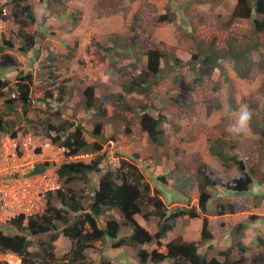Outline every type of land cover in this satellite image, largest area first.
I'll return each mask as SVG.
<instances>
[{
	"label": "rangeland",
	"instance_id": "rangeland-1",
	"mask_svg": "<svg viewBox=\"0 0 264 264\" xmlns=\"http://www.w3.org/2000/svg\"><path fill=\"white\" fill-rule=\"evenodd\" d=\"M28 2L38 17L36 26H31L29 31L39 37L40 50L36 55H21L17 51L15 24L3 22L0 37L4 36L14 44V49L5 52L16 59L18 66L12 70L0 66V78L13 84L18 72L31 74V107L25 117L21 116L19 108L7 115L0 99V115L15 122L14 130L21 134L20 139L27 135L32 137L26 152L29 159H38L35 165L47 162L50 168L57 171L60 164L66 161L65 150L56 146L46 147L45 144L50 141L41 138L40 133L34 134L30 123L23 119L34 122L48 116L52 112L50 110H59L65 119L85 126L83 129L88 140H92L90 131L94 125L98 123L101 126L100 136L93 137V140L103 144L102 154L106 155L103 168L117 164L121 157L134 158L153 189L156 186L150 182L153 177L166 175V180L178 179L176 169H170L173 166L169 162L171 158H177L175 161L178 164L183 163L186 175L195 176L200 150L208 147L209 141L220 138L226 143L228 154L237 155L236 150L240 149L244 152L240 158L245 157V162L254 172V190L264 191V138L259 134L264 131V33L253 31L251 22L254 13L250 19L232 17L237 0H45L49 4L47 6L39 0ZM4 4L9 12L10 2L0 0V7ZM161 16L167 19L173 17L174 21L160 22ZM42 30L48 37L40 33ZM254 43L258 44V48L250 54L252 65L246 72L249 73L246 78L237 75L228 59L221 60L219 67L205 76L201 85L197 83L195 73L187 67L191 58L196 56L198 46L201 53L208 46L222 52L227 44H242L245 47ZM149 51H157L162 56L158 84L144 94L125 93L124 86L142 79L141 72L145 70ZM173 58L182 61L181 67L172 64ZM166 61L170 66H166ZM149 79L146 78L144 86ZM86 89L94 93L96 107L91 110L85 108ZM61 91L64 93L61 94ZM46 94L52 96L50 105H47ZM118 94L122 95V105L116 98ZM13 95H16L15 91L9 97L13 98ZM42 102H45V107ZM144 106H147V115L156 117L160 114L166 120L164 138L159 146L149 144L147 133L141 129L140 116ZM242 109H247L251 116L247 125L239 129ZM51 135L54 136L53 133ZM107 140L113 142L108 143ZM189 141L194 145L195 156L192 162L186 160L181 163L180 157L191 152ZM81 160L90 162V158ZM90 180L97 182L92 175ZM91 182L65 185L53 171L50 182L43 186L52 188L49 191L51 194L57 187L91 194ZM258 183H261V190ZM52 202L53 206H61L54 200ZM81 204L85 206L87 202L82 200ZM108 214L118 215L116 211ZM135 219L146 232L154 234L157 226L155 219L145 222L140 215H136ZM98 224L102 226V219L98 220ZM0 229L8 235L16 233L11 221L0 224ZM121 229L125 233L129 227ZM23 235L33 243L45 239L44 235ZM61 240L56 241L55 246L58 259L70 249V243L64 237ZM111 241L105 240L103 251L98 243L96 247L87 249V259L98 263L101 255H106L104 257L112 264H141L137 258L138 249H126L128 261L124 262V253L120 251L118 254ZM161 242L165 244L163 240ZM141 249L149 253L157 247L149 243ZM206 257L212 258L207 254ZM145 264H151L149 259ZM160 264L171 263L167 260Z\"/></svg>",
	"mask_w": 264,
	"mask_h": 264
},
{
	"label": "trees",
	"instance_id": "trees-1",
	"mask_svg": "<svg viewBox=\"0 0 264 264\" xmlns=\"http://www.w3.org/2000/svg\"><path fill=\"white\" fill-rule=\"evenodd\" d=\"M10 2L9 12L5 10V4L0 7V21H11L15 24L17 31L15 39L18 42L17 51L21 55L28 53L38 54L40 44L39 37L35 32H30L31 26H36V15L34 7L28 0H7ZM40 3H46L45 0H39ZM255 14L254 19L252 14ZM232 17L239 19L252 18L253 31L257 34L264 33V0H237L236 9ZM160 22H173L174 18L167 19L161 16ZM242 44H227L226 50L220 52L212 46H208L202 53L197 47L196 56H193L187 63V67L195 73L200 85L203 78L209 76L219 67L221 60L228 59L233 63L235 72L240 78H246L252 65L251 52L257 50L258 44L252 46ZM14 49L11 40L2 36L0 38V66L2 69H16L18 62L5 51ZM147 64L145 70L141 72V80H133L124 86L125 93L144 94L151 90L160 80V59L162 56L157 51H149L147 54ZM3 60V61H2ZM168 66V61L165 62ZM172 64L175 67H181L182 61L173 58ZM170 66V65H169ZM243 67L246 69L243 70ZM150 78L146 86V78ZM33 77L31 74L23 75L18 72L16 81L12 84L8 79L0 78V99L3 100L6 114H13L19 108L21 116L27 115L31 107V89ZM16 93L14 98L9 95ZM64 93L61 91V94ZM120 94L116 98L123 102ZM85 108L91 110L96 107L94 102V93L91 89L84 91ZM47 105L52 96L46 94ZM45 103V102H44ZM42 102V104L44 105ZM45 107V105H44ZM146 107L140 116L141 129L147 133L148 142L151 145H161L164 138L165 118L158 114L156 117L146 114ZM45 109V108H44ZM43 109V110H44ZM125 110H127L125 106ZM48 116L37 119L34 122L23 119L30 123L35 131L51 142L52 145L64 149L65 162L60 164L57 169V175L62 184L69 185L73 182L89 183L90 176H95L97 182H91L93 192L84 194L71 188L68 190L58 189L54 194H47L46 206L41 214H36L29 218L19 216L11 221L15 234L8 235L0 229V252H11L20 259V264H112L103 255L98 263L87 259L85 251L100 244V250L104 247L105 240H113L112 247L121 249H138L137 258L141 264H145L149 259L151 264H160L170 261L171 264H243L245 262L242 252L245 248L238 243L225 251L218 252V257L207 260L206 256L200 254L198 244L185 243L181 239H176L163 244L165 239L176 224L178 218L187 216L191 219H202L201 241L205 242L212 238L208 232V220L206 218L207 204L212 197L210 190L215 187H222L234 193L243 194L247 192L252 184L251 173L248 163L238 155H229L228 147L223 139L209 141L208 150L212 156L218 158L219 162L231 164L235 167V173L229 177L224 176L215 169L198 162L196 169V183L198 188V209L192 207L188 209H179L170 212L167 205L163 202L158 190L153 189L142 174L134 158L121 157L117 164H111V167L103 168L102 164L106 155L102 154L103 144L93 137L101 134V126L95 124L90 132L92 140H88L84 132V125L75 121L65 119L59 110H50ZM19 116V117H21ZM5 115H0V139L4 136L10 138L16 137L18 130H14L15 122L4 119ZM54 134V136L51 135ZM264 138V131L259 132ZM112 140H107L111 142ZM113 142V141H112ZM90 158V162H84L81 159ZM140 162V160H139ZM150 165V164H149ZM48 163H41L34 167L32 174H39L49 168ZM143 167L147 166L143 163ZM166 175L158 178L164 181ZM58 202L61 206H53V202ZM85 200L87 205H82ZM218 215L224 213H233L234 208L231 205H218ZM116 211L120 219L108 214ZM140 215L145 222L151 218L157 221V230L154 234L146 232L135 219ZM102 219L103 227L99 226L98 220ZM128 226L129 230L122 232V227ZM242 225L239 226L241 228ZM23 233L30 236L44 235L45 239L33 243L27 239ZM62 235L70 243V249L67 254L58 259L55 254V242ZM154 243L157 249L146 252L141 249L145 244ZM264 244L263 242H261ZM32 248V250H31ZM104 248L101 250L103 251ZM237 252V257L233 252ZM125 254H127L125 252ZM0 264H6L0 262ZM249 264H264V251L254 255Z\"/></svg>",
	"mask_w": 264,
	"mask_h": 264
},
{
	"label": "crops",
	"instance_id": "crops-1",
	"mask_svg": "<svg viewBox=\"0 0 264 264\" xmlns=\"http://www.w3.org/2000/svg\"><path fill=\"white\" fill-rule=\"evenodd\" d=\"M45 5V3L43 4ZM49 5L46 3V6ZM45 9V8H43ZM36 12V10H35ZM52 18V17H51ZM36 21H38V17L36 15ZM0 25L4 26V23L0 21ZM1 27V26H0ZM41 29L45 28V26H40ZM40 33L46 35L45 31L42 30ZM2 37V36H1ZM0 37V38H1ZM46 37H48L46 35ZM48 40V39H46ZM39 43V41H38ZM64 118V116H62ZM75 119H79L75 116ZM28 138L32 139L30 135H27ZM43 138L42 136H40ZM17 138L20 139L19 133L17 134ZM9 137H3L0 139V154L7 152L11 145L8 143ZM16 138H12L10 140H14ZM22 138L21 140H24ZM18 141V139H16ZM5 141V142H4ZM16 141V142H17ZM189 152L188 156L182 155V161H193L194 150H192L193 143L189 141ZM5 143V144H3ZM209 145V143H208ZM22 154V151H19ZM237 156L242 154V150H236ZM244 153V152H243ZM229 155H234L230 153ZM19 160L15 163H11L9 166L21 167L28 169H32L35 166V161L37 158L29 159V155L27 152L22 155H19ZM244 157V156H243ZM177 158H171L169 162L176 169L179 174L178 179H174V181L159 180L158 178L153 177V180L150 181L151 184L156 186L155 189L159 191L163 202L167 205V209L171 210V208H179V209H188L194 207L197 212L198 209V188L195 176H188L185 172V166L182 164H178L176 162ZM245 159V157H244ZM199 160L198 162L205 163L211 168L216 169L224 176L231 177L235 173V167L231 164L223 165V163L219 162L218 158L212 156L209 153L208 147L202 148L199 152ZM198 165V164H197ZM4 164L0 162V167H3ZM249 166V165H248ZM252 170V169H251ZM54 171V175L57 177L56 171L54 168H48L42 175L46 177L45 184L50 182V177H52V172ZM252 173L254 174L253 170ZM251 173L252 184L249 190L243 194L234 193L232 191H228L223 189L222 187H215L210 190L212 194L211 199L207 204V213L206 218L208 220V232H210L212 238L208 241H201V232L202 229V219L203 217L200 215L199 218H189L184 216L183 218H178L175 224V227L167 233L163 242L166 244L169 241L181 239L185 243H196L198 244V251L200 254L206 256H212V258H217V253L221 251H225L231 247H235L238 243H240L245 250L241 253L244 257L245 262L243 264H249L252 256L257 255L264 251V206L262 207L264 191H256L254 190V182L256 178H254ZM161 181V182H160ZM193 182V184H192ZM258 189L261 190V183H258ZM167 194L169 198H167ZM231 205L234 208V212L224 213L222 215H218L217 210L219 209L218 205ZM242 225L241 228L239 226ZM157 230V226H156ZM155 233V231H154ZM170 235V236H169ZM62 235L59 236L58 241H62ZM66 241H68L65 238ZM166 241V242H165ZM55 242V246L57 244ZM111 243H114L113 241ZM69 244V241H68ZM118 254L121 249H117ZM124 253V262L127 260V254ZM107 257L106 255H104ZM233 256L237 257V252H233ZM207 258V257H206ZM209 258L207 260H210Z\"/></svg>",
	"mask_w": 264,
	"mask_h": 264
},
{
	"label": "built area",
	"instance_id": "built-area-1",
	"mask_svg": "<svg viewBox=\"0 0 264 264\" xmlns=\"http://www.w3.org/2000/svg\"><path fill=\"white\" fill-rule=\"evenodd\" d=\"M17 140H8L11 148L0 154V223L10 221L19 215H32L42 206L45 196L51 188L43 186L37 177L25 176L21 167L9 166L19 160V149L27 150L31 139L28 138L20 145ZM49 147V144L45 145ZM19 257L7 252L0 254V262L19 264Z\"/></svg>",
	"mask_w": 264,
	"mask_h": 264
},
{
	"label": "clouds",
	"instance_id": "clouds-1",
	"mask_svg": "<svg viewBox=\"0 0 264 264\" xmlns=\"http://www.w3.org/2000/svg\"><path fill=\"white\" fill-rule=\"evenodd\" d=\"M37 22V21H36ZM15 97V95H13V98ZM250 116H251V114H250V112L247 110V109H242L241 110V112H240V116H239V121H238V126H239V129H243L246 125H247V123H248V121L250 120ZM19 137H21V134L19 135ZM10 138V137H9ZM14 138H16V139H18V143L20 142V141H25L26 139H28V137H25V139L24 140H21V139H19V138H17V135H16V137H14ZM10 139H12V138H10ZM31 141H32V139H31ZM21 142V143H22ZM20 143V144H21ZM31 143V142H30ZM29 143V144H30ZM19 144V145H20ZM46 144H49V146H54V145H52L51 144V142L49 143H46ZM45 144V145H46ZM21 146V145H20ZM57 147V146H56ZM59 149H62V148H59ZM22 151V152H26L27 150H23L22 148L21 149H19V151ZM19 151L17 152V153H19ZM18 156H19V154H18ZM44 163H47V162H44ZM38 164H41V163H38ZM38 164H36V165H38ZM35 165V166H36ZM50 165V164H49ZM35 166H33L32 167V169L30 170V171H26L25 172V176H27V177H37L38 179H40V182H42L43 184L45 183V180H46V177L44 176V175H42L43 174V172L42 173H39V174H32V171H33V169H34V167ZM50 167V166H49ZM23 169V168H22ZM48 169V168H47ZM46 169V170H47ZM45 170V171H46ZM24 171V170H23ZM44 171V172H45ZM56 174H57V171H56ZM57 177H58V175H57ZM192 184H193V182H192ZM58 189H60L59 187H57V190ZM52 191V188H51V190H50V192ZM56 191V190H55ZM47 194H49V191L47 192ZM47 194H46V196H47ZM46 196H45V199H46ZM46 206V202L44 201V202H42V206L39 208V209H37V211L35 212V213H33L32 215H28V216H25V215H19V216H24L25 218H29V217H31V216H34V215H36V214H40L39 212L41 211H44L43 209H45L44 207ZM18 216V217H19ZM18 217H16V218H18ZM117 219H120V216H119V214L118 215H116L115 216ZM16 218H14V219H16ZM14 219H12V220H14ZM12 220H10V221H12ZM8 222V221H7ZM6 223V222H5ZM0 224H2V223H0ZM101 227H103V223H102V226ZM109 240V239H108ZM111 241V240H110ZM113 241V240H112ZM111 241V242H112ZM114 242V241H113ZM113 244V243H112ZM5 253H7V252H5ZM5 253H2V252H0V254H5ZM11 253V252H10ZM14 254V253H13ZM218 254V253H217ZM16 255V254H15ZM17 256V255H16ZM18 257V256H17ZM20 259V258H19ZM218 259H220L219 257H218ZM221 260V259H220ZM20 262H19V264L21 263V259L19 260Z\"/></svg>",
	"mask_w": 264,
	"mask_h": 264
}]
</instances>
